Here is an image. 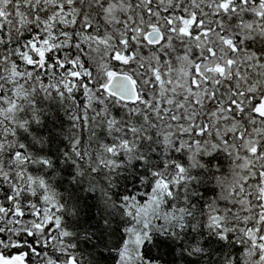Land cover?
I'll return each instance as SVG.
<instances>
[{"label":"snow or ice","instance_id":"obj_1","mask_svg":"<svg viewBox=\"0 0 264 264\" xmlns=\"http://www.w3.org/2000/svg\"><path fill=\"white\" fill-rule=\"evenodd\" d=\"M0 264H264V0H0Z\"/></svg>","mask_w":264,"mask_h":264}]
</instances>
